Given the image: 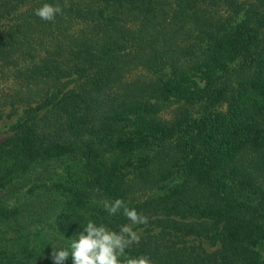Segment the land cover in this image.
<instances>
[{"label":"trees","instance_id":"16d2710c","mask_svg":"<svg viewBox=\"0 0 264 264\" xmlns=\"http://www.w3.org/2000/svg\"><path fill=\"white\" fill-rule=\"evenodd\" d=\"M44 3L0 0V264H53L89 220L152 264H264V0Z\"/></svg>","mask_w":264,"mask_h":264},{"label":"clouds","instance_id":"9594fccd","mask_svg":"<svg viewBox=\"0 0 264 264\" xmlns=\"http://www.w3.org/2000/svg\"><path fill=\"white\" fill-rule=\"evenodd\" d=\"M67 7H70L68 0H64L63 5L44 3L34 14L44 21L51 22ZM103 207L109 215L122 211L131 224L148 222L147 216L138 213L134 208H129L122 199L114 201L106 199ZM139 241V234L128 224L121 225L117 232L89 220L83 231L76 239H71L66 248L53 250L52 260L53 264H64L71 255L72 264H152L148 256L131 257L127 254L126 249L138 244Z\"/></svg>","mask_w":264,"mask_h":264},{"label":"rangeland","instance_id":"374dc122","mask_svg":"<svg viewBox=\"0 0 264 264\" xmlns=\"http://www.w3.org/2000/svg\"><path fill=\"white\" fill-rule=\"evenodd\" d=\"M1 116L2 118L0 119V141L9 135L8 128L16 120V116H9L7 110H5ZM203 247L208 252L214 249L213 247H209V245L205 242H203Z\"/></svg>","mask_w":264,"mask_h":264}]
</instances>
